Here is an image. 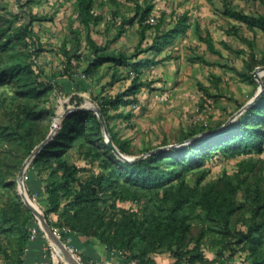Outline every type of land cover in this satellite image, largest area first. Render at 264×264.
Segmentation results:
<instances>
[{"label":"trees","instance_id":"trees-1","mask_svg":"<svg viewBox=\"0 0 264 264\" xmlns=\"http://www.w3.org/2000/svg\"><path fill=\"white\" fill-rule=\"evenodd\" d=\"M220 1L223 17L238 23L226 30L228 35H239L240 27L253 34L256 30L264 33V13H245L237 10L231 0ZM106 2L113 6L106 30L112 29L114 34L101 44L94 33L103 20L98 9ZM73 5L75 16L70 18L60 46L64 69L47 76L37 62L42 47L32 24L50 21L51 17L25 11L13 14L0 0V236L6 238V244H0L3 263L23 264L30 230L37 227V220L16 191L18 174L51 132V120L58 115L51 106L52 95L59 88L57 80L71 78L81 68L90 83L99 81L107 71L110 76L105 86L130 80L117 96H103L99 102L94 99L119 153L136 158L161 150L126 161L108 146L94 111L66 114L27 169L42 184V195L26 184L27 194L36 193L38 205L45 204L42 213L50 227L60 233L61 241L64 243L65 233L92 238L109 253L120 254L126 264H158L155 257L159 255H168L173 260L170 264H218L237 255L244 256L240 264H264V70L259 72L263 86L260 96L221 130L195 123L179 130L172 143L168 138L158 143L142 140L145 146L134 148L129 139L118 136L111 121L131 119L133 109L124 112L120 108L138 105L141 89L151 85L142 74L154 59L140 55H158L190 27L208 51L220 54V50L214 46L211 34L206 31L203 35L199 22L190 23L186 13L167 30L162 29L163 20L148 23L153 10L148 0L127 8L129 17L119 11L122 4L117 0H75ZM23 15V22H18ZM119 18L124 20L117 23ZM133 24L137 25L138 42L132 52L111 47ZM150 30L154 31L152 41L143 46ZM239 36L249 52L235 51L247 55L243 58L245 70H236V74L257 91L253 100L260 90L254 71L264 67V49L258 58L255 35ZM222 45L230 50L225 42ZM189 59L207 64L202 55ZM212 84L216 94L200 83L198 88L217 102L225 94L219 88V78L212 76ZM82 102L80 97L69 101L75 108ZM248 103L237 104L236 111ZM73 155L90 168L79 167L71 160ZM215 157L242 158L232 172L224 171L206 180L207 163ZM205 249L215 250L214 258H207ZM78 256L82 264H90L88 258Z\"/></svg>","mask_w":264,"mask_h":264},{"label":"rangeland","instance_id":"rangeland-1","mask_svg":"<svg viewBox=\"0 0 264 264\" xmlns=\"http://www.w3.org/2000/svg\"><path fill=\"white\" fill-rule=\"evenodd\" d=\"M74 1L33 0L29 2L28 0H1L2 3L8 4L13 14L20 15L22 11H25V13L31 12L32 14L51 17L50 21L34 22L32 24V29L42 47L37 62L44 69L47 76L64 69L65 59L60 53V46L68 33L70 18L75 16ZM117 1L122 4L119 11L122 14H127L126 9L131 7L134 2L143 3L144 0ZM148 1L153 3L151 14L154 19L153 24L159 19L163 20L162 29L167 30L173 27L179 16L186 13L190 18V23L193 21L199 22L203 35L206 31L211 34L213 44L220 50V54L208 51L206 45L194 35L191 27L184 35L176 37L158 55L153 56L151 52L141 54V58L154 59L152 64L144 68L142 74L143 80L150 82L151 85L149 87L144 86L141 89L138 94V105L120 108V111L124 112L130 108L133 109L134 116L131 119L118 118L112 120L111 124L115 127L118 136L129 139L134 148L144 147L142 140H156L155 143H158L162 138H168L172 143L179 130L190 127L195 123L206 124L215 129L220 127L216 131L221 130L240 111H236L237 104L251 102L257 92L253 90L251 85L241 81L236 74V70L241 72L245 70L243 58L247 55L238 54L235 51L243 49L249 52L246 43L239 35L247 38L255 35V51L259 58L261 50L264 49V33L256 30V33L253 34L244 27H240L239 35H228L226 30L230 29L231 25H238V23L223 17L220 0ZM263 1L231 0L237 10L245 13H264ZM106 4L98 9L103 16V20L97 25L94 33V38L101 44H105L107 39H110L114 34L112 29L108 32L106 30L105 24L110 20L113 8L109 3L106 2ZM130 15L127 14L126 16L129 17ZM23 19H25L24 15L18 22H23ZM120 20H124V18H119L117 23ZM136 32V24L127 26L124 34L119 40L111 44V47L132 52L138 42ZM153 36L154 31H148L143 46L150 44ZM222 42H225L230 50L224 48ZM196 55L204 56L207 64L191 62L189 57ZM122 70L123 68H120V71ZM109 76L110 71H107L99 81L90 83V80L81 73V68H77L76 74L71 78L65 76L57 80L59 88L55 89L52 95L51 106L59 116L66 110L75 108L73 104L69 103L72 97L83 99L81 107L92 109L97 107L95 98L99 102L103 96L115 97L129 85L130 80H120L112 86H105L109 82ZM212 76L219 78V88L225 94L217 102H213L211 98L206 97L204 92L198 88V83H200L216 94L217 90L212 84ZM103 86H105L104 89H102ZM53 122H56L60 128V120L52 118L51 123L53 124ZM240 158L242 157L235 159L213 158L207 163L209 173L206 180L215 179L224 171L232 172L236 161ZM71 160L75 161L79 167L90 168L85 161L77 160L75 155ZM27 174L26 171L25 175ZM24 181L26 188L32 185L30 182L34 183L38 188V194L42 195L43 186L34 173H29ZM189 181L194 182L191 177H189ZM26 184L28 185L26 186ZM16 191L19 194V186ZM238 198L240 199V196ZM120 206L128 209L136 208L132 204H121ZM0 244L2 246L6 244L5 237L0 236ZM204 253L209 259L215 256V250L212 249H205ZM74 255L78 257L75 251ZM58 256L60 258L57 255L56 258L61 260L60 253ZM243 257V255H237L226 262L218 264H240ZM0 264H4L1 256Z\"/></svg>","mask_w":264,"mask_h":264},{"label":"crops","instance_id":"crops-1","mask_svg":"<svg viewBox=\"0 0 264 264\" xmlns=\"http://www.w3.org/2000/svg\"><path fill=\"white\" fill-rule=\"evenodd\" d=\"M32 186L38 189L35 184H32ZM42 206L44 210L45 204L43 202ZM42 206H39V208L41 209ZM53 219H55L54 216ZM64 244L77 252L78 255L88 258L90 264H126L120 254L109 253L92 238H86L75 233H65ZM55 254L59 257V251L53 242L43 232L37 233L32 240L28 241L23 256V264H43L46 261H50L52 257L57 261V264H65L63 259L58 260ZM155 261L158 264H170L173 260L168 255H159L155 257Z\"/></svg>","mask_w":264,"mask_h":264},{"label":"water","instance_id":"water-1","mask_svg":"<svg viewBox=\"0 0 264 264\" xmlns=\"http://www.w3.org/2000/svg\"><path fill=\"white\" fill-rule=\"evenodd\" d=\"M264 70V67H260L257 68L254 71V77L255 80L257 81V84L260 88L259 93L255 96V98L249 102L246 106H244L237 114L239 115L240 113H242L248 106H250L262 93L263 91V86L262 83L259 79V72ZM85 110H92L97 114V117L99 119V122L101 124V127L103 129L104 132V136L105 139L107 141L108 146L115 152V154H117L118 156L122 157L124 160L126 161H135L138 159H142L145 156L152 154L158 150L161 149H157L155 151H152L150 153L147 154H143L139 157L136 158H127L122 156L119 151L117 150V148L114 146L109 134H108V130H107V126H106V122L104 120V117L102 115L101 110L98 107L95 108H85V107H78V108H73L72 110H66L62 115H57L54 118L58 119V120H62L66 114L70 113V112H74V111H85ZM59 129V125L56 122H53V124L51 125V132L48 135V137L41 143L39 144L34 150L33 152L30 154V156L25 160V162L23 163L20 172L18 174V186H19V195L21 197L22 202L25 204V206L32 212V214L34 215L35 219L37 220V223L40 226L41 231L53 242V244L55 245V247L57 248V250L59 251V253L61 254V257L63 259V261L65 262V264H81L76 258L75 256L70 252L69 248L61 241V239L59 238V236L57 235V233L50 227V225L48 224V222L46 221L43 213L37 208L35 207L33 204L30 203L29 199H28V194L26 191V187H25V181H24V177L26 174V171L30 165V163L32 162V160L34 159V157L40 152V150L44 147V145L49 142L52 137L54 136V134L57 132V130ZM210 133H214V132H210Z\"/></svg>","mask_w":264,"mask_h":264},{"label":"built area","instance_id":"built-area-1","mask_svg":"<svg viewBox=\"0 0 264 264\" xmlns=\"http://www.w3.org/2000/svg\"><path fill=\"white\" fill-rule=\"evenodd\" d=\"M147 22L150 23V24H153L154 23V19L150 16L148 19H147ZM27 178V176L25 175L24 177V180ZM28 199L30 201L31 204H33L35 207L38 208V196L36 193H32L31 195H28ZM40 210V208H38ZM38 230H41L40 229V226L39 224L37 223V227H32L31 230H30V237H29V240H32L38 233ZM57 235L59 236L60 238V233L56 232ZM70 252L74 255V250L70 249ZM75 258L80 261V258L79 256L76 257V255H74ZM43 264H57L56 260H54V258L52 257L50 261H46L44 262Z\"/></svg>","mask_w":264,"mask_h":264}]
</instances>
